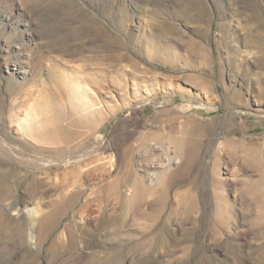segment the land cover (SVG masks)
Segmentation results:
<instances>
[{
  "label": "rangeland",
  "instance_id": "obj_1",
  "mask_svg": "<svg viewBox=\"0 0 264 264\" xmlns=\"http://www.w3.org/2000/svg\"><path fill=\"white\" fill-rule=\"evenodd\" d=\"M3 173L0 264H264V0H0Z\"/></svg>",
  "mask_w": 264,
  "mask_h": 264
},
{
  "label": "bare ground",
  "instance_id": "obj_2",
  "mask_svg": "<svg viewBox=\"0 0 264 264\" xmlns=\"http://www.w3.org/2000/svg\"><path fill=\"white\" fill-rule=\"evenodd\" d=\"M79 84V83H78ZM75 86V85H74ZM77 87H81V85L79 84ZM74 90V89H73ZM71 101H72V103H73V105L74 106H76V103L79 101L80 102V100H78V98L77 99H71ZM86 103H87V105L86 106H88V105H91V103L87 100V101H85ZM90 107V106H89ZM67 115V114H66ZM74 118V117H73ZM75 124H78V123H75ZM78 130V129H77ZM128 173V172H127ZM133 173V172H132ZM5 180H6V173H3V174H0V185L1 184H3V182H5ZM138 181V180H137ZM136 181V184H135V187H134V189H135V193L137 194V195H141V194H143V192H144V189L145 188H143V187H139L138 186V182ZM138 186V187H137ZM110 189H111V187H109ZM167 189V188H166ZM109 190V189H108ZM113 190H114V188H113ZM124 190V189H123ZM112 191V190H111ZM115 191H116V189H115ZM145 191H146V189H145ZM117 192V191H116ZM118 192H120V191H118ZM126 192V190L124 191V193ZM1 193V192H0ZM79 194H80V191H73L72 193H70L65 199H64V201L60 204V205H58V206H56L50 213H49V216L47 217V218H45L44 219V221H43V225H42V227H44V228H46V227H48L49 226V224H50V222H51V220L52 219H54V217L56 216V215H58L59 213L61 214V212L62 211H64L65 210V208L66 207H70V206H72V205H74L75 203H76V201L78 200V198H79ZM120 194H121V192H120ZM123 195V194H122ZM218 195V194H217ZM217 195L215 196V197H217ZM256 196V195H255ZM218 198V200L216 201V203H217V205H218V207L216 208L217 210H219V212H220V214L221 215H224L225 213H226V210L228 209H231V207H232V205L227 201V199H226V194H225V192H221L220 194H219V196L217 197ZM242 198H244L243 199V202H245L246 200H248L247 199V197L245 198V195L243 194V196H242ZM255 200V199H254ZM212 201V200H211ZM249 201V200H248ZM250 202V201H249ZM127 203V202H126ZM196 196H194V195H192L191 196V204L194 206V205H196ZM124 206V205H123ZM219 208V209H218ZM219 216V215H218ZM227 218V217H226ZM226 218H225V220H226ZM228 218H229V216H228ZM227 218V219H228ZM105 219V218H104ZM224 219V218H223ZM100 220H101V222H103V219L102 218H100ZM106 220V219H105ZM218 220V219H217ZM219 220H220V218H219ZM227 221V220H226ZM229 227V226H228Z\"/></svg>",
  "mask_w": 264,
  "mask_h": 264
}]
</instances>
